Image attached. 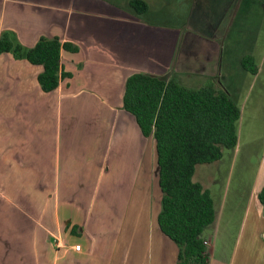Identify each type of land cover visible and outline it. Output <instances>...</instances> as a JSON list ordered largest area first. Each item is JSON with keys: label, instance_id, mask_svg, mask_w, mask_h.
Wrapping results in <instances>:
<instances>
[{"label": "crops", "instance_id": "crops-1", "mask_svg": "<svg viewBox=\"0 0 264 264\" xmlns=\"http://www.w3.org/2000/svg\"><path fill=\"white\" fill-rule=\"evenodd\" d=\"M4 30L23 47L57 36L78 50H61V69L70 76L50 92L37 82L41 65L0 53V264H177V246L157 224L154 138L143 136L123 109L124 83L129 74L146 72L191 88L206 85L222 65L216 36L150 22L135 15L128 0H0V34ZM220 86L236 103L234 85ZM236 105L234 153L241 138ZM251 133L236 178L254 152L250 193L231 249L217 256L210 241L227 237V225L220 232L216 220L226 192L216 203L208 189L216 221L211 237L201 236L208 264H264V217L256 198L264 181V129L256 130L258 137ZM20 192H26L22 198ZM4 206L15 214H4ZM21 222L28 232H21Z\"/></svg>", "mask_w": 264, "mask_h": 264}, {"label": "trees", "instance_id": "trees-1", "mask_svg": "<svg viewBox=\"0 0 264 264\" xmlns=\"http://www.w3.org/2000/svg\"><path fill=\"white\" fill-rule=\"evenodd\" d=\"M128 7L138 16L148 10L144 0H128ZM62 49L75 52L78 47L57 36L40 37L31 47H23L7 31L0 34V53L12 52L42 66L37 82L43 92L55 90L62 78L70 76L61 69ZM239 64L250 74L257 71L250 54L242 55ZM216 83L218 87L213 82L191 88L174 77L165 79L146 72H133L124 83L123 109L134 116L143 136L154 138L161 191L157 224L177 246V264L209 262L201 233L214 221L213 200L210 191L193 180V174L196 165L215 162L223 148L236 144L239 109ZM256 198L264 217V181Z\"/></svg>", "mask_w": 264, "mask_h": 264}, {"label": "rangeland", "instance_id": "rangeland-1", "mask_svg": "<svg viewBox=\"0 0 264 264\" xmlns=\"http://www.w3.org/2000/svg\"><path fill=\"white\" fill-rule=\"evenodd\" d=\"M146 1L149 10L143 15L150 22L184 29H199L205 34L215 35L219 43L222 65L219 68L220 76L208 81L207 84L214 82L218 87L216 82L219 81L221 85L231 84L236 88L232 97L241 111L239 151L234 153L231 148H223L218 160L196 165L193 174L194 181L212 190L215 202L217 198H221L223 191L226 192L223 215L216 220H219L217 227L220 232L221 228L227 225V237L222 240L218 234L215 238L212 236L210 241V244L215 246L216 256L222 252L226 254L232 247L234 232L240 221L242 206L250 193L252 175L257 161L255 153L252 152L249 163L245 164L244 174L236 180L237 168L244 152L242 146L245 136L248 132H252V135L255 134L254 137H258L256 130L264 129V0ZM246 53L255 58L254 63L259 68L256 75L243 72L239 66V57ZM187 83L185 85H188ZM255 110L259 112V117L258 114L254 115ZM155 179H157V172L153 176L154 182ZM25 193L20 192V197L22 198ZM231 194L235 199L232 202ZM8 197L15 199L16 196ZM215 209H218L217 204ZM12 212L14 213L11 208L3 207L4 214L10 216ZM20 214H25L23 206L20 207ZM214 224L206 226L201 236L211 237L214 233ZM20 227L22 233L28 232V224L21 222Z\"/></svg>", "mask_w": 264, "mask_h": 264}, {"label": "built area", "instance_id": "built-area-1", "mask_svg": "<svg viewBox=\"0 0 264 264\" xmlns=\"http://www.w3.org/2000/svg\"><path fill=\"white\" fill-rule=\"evenodd\" d=\"M54 238V241H55V243L56 244H58V246H59V240L58 239H56V237H53ZM203 243L206 245V241H203ZM73 248L75 249V250H79L80 249V245L79 244H75L74 246H73Z\"/></svg>", "mask_w": 264, "mask_h": 264}]
</instances>
